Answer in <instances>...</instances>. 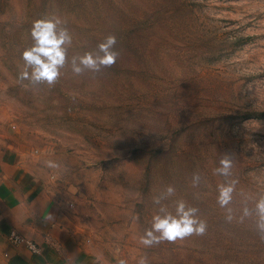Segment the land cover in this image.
I'll return each mask as SVG.
<instances>
[{
    "label": "rangeland",
    "instance_id": "1",
    "mask_svg": "<svg viewBox=\"0 0 264 264\" xmlns=\"http://www.w3.org/2000/svg\"><path fill=\"white\" fill-rule=\"evenodd\" d=\"M48 17L72 36L52 86L19 79ZM110 34L116 62L75 74L73 57ZM225 154L228 177L215 171ZM0 163L66 203L98 264H264L255 215L241 220L264 194V0H0ZM157 196L173 214L196 207L205 234L143 245Z\"/></svg>",
    "mask_w": 264,
    "mask_h": 264
},
{
    "label": "clouds",
    "instance_id": "2",
    "mask_svg": "<svg viewBox=\"0 0 264 264\" xmlns=\"http://www.w3.org/2000/svg\"><path fill=\"white\" fill-rule=\"evenodd\" d=\"M31 37L34 44L24 49L22 59L24 61L23 69L19 73L20 80H28L32 84L46 83L52 86L60 77V70L67 62V47L72 43V36L69 30L63 26V22L58 17H48L37 19L33 22L31 28ZM117 43L114 35H108L103 42L97 45L98 54L86 52L82 56L73 57L71 61L72 71L79 75L85 69L99 72L103 67H111L117 60L119 53L115 50ZM46 167L53 169L60 165L53 161H46ZM232 167V158L227 154L220 160V167L216 173L228 177ZM199 175L194 174V186L199 182ZM235 190V181H227L218 186L217 202L223 208L232 200V194ZM174 187L169 185L166 188L167 196L173 195ZM166 197L157 196L154 203L161 205V200ZM175 214L168 211L167 207L161 205L152 217L151 227L145 230L141 236V243L145 246H152L163 241L175 242L177 239H184L193 234L204 235L207 229L205 220L197 215L198 209L186 204L183 200L175 202ZM226 220L231 222L233 219L232 210L227 209ZM255 215V226L261 240H264V194H261L255 202L254 209L247 206L243 208V216L251 217ZM117 264H127L124 259L118 260ZM137 264H148L146 257H140Z\"/></svg>",
    "mask_w": 264,
    "mask_h": 264
},
{
    "label": "crops",
    "instance_id": "3",
    "mask_svg": "<svg viewBox=\"0 0 264 264\" xmlns=\"http://www.w3.org/2000/svg\"><path fill=\"white\" fill-rule=\"evenodd\" d=\"M13 232L36 243L38 252L12 242ZM87 240L66 203L37 175L0 163V264H98Z\"/></svg>",
    "mask_w": 264,
    "mask_h": 264
},
{
    "label": "built area",
    "instance_id": "4",
    "mask_svg": "<svg viewBox=\"0 0 264 264\" xmlns=\"http://www.w3.org/2000/svg\"><path fill=\"white\" fill-rule=\"evenodd\" d=\"M10 239L12 242L16 243V244H25L26 247L28 246L32 251L34 252H38V247L36 245V243L32 242L31 240L27 239L25 237H23L22 235L13 232L10 235Z\"/></svg>",
    "mask_w": 264,
    "mask_h": 264
}]
</instances>
